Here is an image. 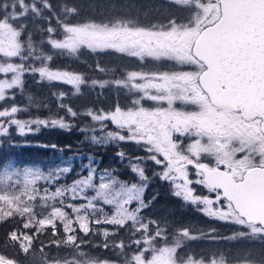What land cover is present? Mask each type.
Returning <instances> with one entry per match:
<instances>
[{"label": "snow or ice", "instance_id": "6c2138e0", "mask_svg": "<svg viewBox=\"0 0 264 264\" xmlns=\"http://www.w3.org/2000/svg\"><path fill=\"white\" fill-rule=\"evenodd\" d=\"M149 11L158 15L157 22L141 24L134 16L73 22L81 7L67 0L58 10L52 0H0V102L14 100V90H23L25 74L72 85L74 94L82 86L126 91L128 105L117 102L107 111L90 108L83 113L102 133L93 135L92 142H134L147 153L135 159L158 166L154 175L170 184L175 197L208 217L238 226L223 239L264 247V0H161ZM29 19L48 22L41 29L46 40L34 42ZM45 44L51 53L44 51ZM85 50L113 52L154 67L110 80H89L50 67L54 55L78 59ZM96 70L109 71L99 63ZM60 106L70 116L78 115L72 107ZM20 111L15 104L0 106V135L8 134L11 125L21 134L32 124L71 127L64 118L20 120ZM117 155L125 158L124 152ZM70 171L61 167L45 173L12 163L0 168V223L19 220L7 233L4 248L11 246L26 258L39 251V264H115L83 250L89 241L79 233L102 234L104 243L96 247L118 250L123 264H264V255L257 259L248 250L232 260L224 252H185L187 241L219 239L215 229L196 236L185 227L170 235L167 224L145 219L143 210L152 201L145 202L148 177L139 163L132 171L140 183L123 182L107 169L97 177L96 168L89 165L87 175L71 185L54 191L38 186L41 180L53 183ZM105 205L112 207L110 214ZM58 225L63 235L49 245L71 249L69 255L51 256L43 242L37 250L39 236L49 231L58 236ZM99 225L114 227H94ZM124 229L130 234L127 244L110 240ZM133 246L129 255L126 249ZM0 264L22 262L0 254Z\"/></svg>", "mask_w": 264, "mask_h": 264}, {"label": "trees", "instance_id": "16d2710c", "mask_svg": "<svg viewBox=\"0 0 264 264\" xmlns=\"http://www.w3.org/2000/svg\"><path fill=\"white\" fill-rule=\"evenodd\" d=\"M94 1L97 0H83L82 4H80V0H67L68 3H74L81 7L80 16L73 22H84L93 18L98 20V17L105 13L107 14L108 8L104 5L105 9H103V13L94 15V11H92L93 7L90 6ZM100 1L102 2L103 0ZM64 2L65 0H52L56 10H58V6L62 5ZM26 23L28 24V30L33 34L35 43L39 44L42 39L46 40V34L41 32V29H46L48 27V22L46 20L37 19L33 21L29 19ZM52 26L56 27L54 18L52 20ZM43 48L45 52H52L47 44L43 45ZM115 54L116 53L113 52L96 54L85 50L78 59L54 55L53 61L50 62V67L54 70L57 66H60L58 69L83 74L89 80L97 78L111 79L117 76V74L121 76L122 72L126 70L124 67L119 69V65H111V62L115 61ZM97 63L109 71L106 73L97 71ZM36 65L39 66V62H36ZM109 73H112L113 77H109ZM39 79L40 77L38 74H25L23 77V90H14V100L0 102V106L9 107L15 104L18 108L21 106L37 108L39 116L44 115L50 117L53 115L52 117L64 118L71 127L69 129L51 127L49 129L44 128L43 125H38L39 129L33 130L36 125L32 124L29 126L31 130L26 128L25 132L21 134L15 125H11L9 126L8 134L1 135L0 138V160L5 159L8 162L11 160V163H14L16 166L27 163L29 165H37L42 171L47 173L48 171L56 170L60 165L61 158H66L68 154L70 155L73 153L80 155L82 161L90 160L91 166H94L97 171H104L105 169L110 170L119 180L129 183L131 177H129L128 166H126L123 159L117 155L119 152L114 150L119 146H124V144L119 142L114 146L90 142L88 138L92 135L99 136V131H92L93 126L90 125V119L85 121V115L82 113L87 109H92L93 106L100 108L105 105L107 109L111 100L114 103L119 102L121 104L120 97L108 98V95H110L109 93L112 92L111 87L101 90L99 88L93 89L90 86H82L81 92L79 94H74L75 90L73 91L69 86L62 87L59 82L53 81L50 83L47 82V80H43L46 83H39ZM61 91L69 95L67 100L59 98V92ZM61 104L72 107L78 115L76 117L70 116L66 108L60 106ZM25 115L26 113L23 112L19 117L24 118ZM32 120L35 119H29L27 121ZM82 129L87 130L82 131ZM51 145H56V148H52ZM133 146L134 144H132V147ZM136 147L137 146L133 148L136 150ZM67 164L70 165L71 171L60 176L55 182H69L73 179L72 174L78 168V161L72 160ZM155 169H157L155 173L160 171L158 166H156ZM151 177L154 178L150 180L144 192L145 202L152 201L149 207L143 210L142 215L145 219H155L160 221L162 225L167 224L170 235L177 229L187 227L190 232L196 236H200L202 233L207 234L211 229H215L214 235L219 237V239L212 240L204 236L200 239L187 241L184 249L185 252L197 256H207L212 253L224 252L230 260L236 258L245 250L250 251L252 256L257 259L264 255V247L259 243L223 239L224 237L231 236L237 231L238 226L231 223H218L215 225V220L213 218L206 216L195 206L186 204L180 198L175 197L172 194V189L168 182L162 181L154 174ZM153 197H155V199H153ZM18 225L19 220H10L6 223H0V254L5 255L9 259L20 260L22 264H39V251H37L35 257L30 256L26 258L22 253L18 254L11 246L8 248L3 247V242L6 239L7 233ZM58 227L59 234L56 237H53L50 231L39 236L35 245L37 250L40 248V242H43L44 245H48L45 247L44 251L49 255H58L60 257L69 255L72 251L71 249H57L49 245L50 240L58 239L63 235V227L60 225H58ZM113 227L114 226H111L110 230ZM79 236L89 241L88 244L83 246L85 252H88L92 256H98L101 259L114 261L115 264H123V257L117 255L118 250L104 249L102 246L96 247V245H102L104 243L102 234L85 236L83 233H79ZM121 239L124 240L126 244L129 242L130 234L126 229L120 230L116 236L110 237V240L115 241ZM134 247L135 246H133V249H126V252L130 255ZM235 253H237L236 256Z\"/></svg>", "mask_w": 264, "mask_h": 264}, {"label": "rangeland", "instance_id": "374dc122", "mask_svg": "<svg viewBox=\"0 0 264 264\" xmlns=\"http://www.w3.org/2000/svg\"><path fill=\"white\" fill-rule=\"evenodd\" d=\"M82 2H83V0H80V4H82ZM101 1L100 0H97V1H94V3H91V7H93V10L92 11H94V15L95 14H98V13H103V9H105L104 8V5H106V3H105V1L103 0L101 3H100ZM100 14V15H101ZM106 15V13L105 14H103L102 16H100V17H98V20L97 19H95V20H97V21H99V20H101V19H105V16ZM94 19V18H93ZM60 66H57V68L56 69H58ZM55 70V69H54ZM60 70H63V69H60ZM109 76H111V77H113V75L112 74H109ZM98 79V78H97ZM99 79H104V78H99ZM40 80V79H39ZM46 83L45 81H43V80H40V82L39 83ZM47 82H53V81H48L47 80ZM55 82H59L60 84H61V86L62 87H64V86H69V87H71V89L74 91V88H73V86L72 85H68V84H65V83H63V82H60V81H55ZM106 89V88H105ZM59 93H63L62 91L61 92H59ZM65 94V93H64ZM59 98H61L60 96H59ZM69 98V95H67V94H65L63 97H62V99H65V100H67ZM10 107V106H9ZM37 107V106H36ZM20 109H22V111H20V112H18L17 114H16V118H18V119H24V121H27V120H29V119H35V120H52V119H57L56 117H52L53 115H51L50 117H46V116H44V115H41V116H39V114H38V111H37V108H32V107H28L27 108V106H21V107H19ZM39 108V107H38ZM113 107H112V105L110 104L108 107H107V109L105 108V105H103V107H100V108H96L95 106H93V108L92 109H94V110H99V109H104V110H110V109H112ZM23 112H25L26 113V115H25V117L24 118H21V117H19V115L20 114H22ZM82 113H84V111L82 112ZM29 115V116H28ZM28 116V117H27ZM52 117V118H51ZM47 118V119H46ZM87 119H90V125L91 126H93L92 127V129L93 128H95L96 130H98L99 131V125L96 123V122H94V121H92V119H91V117H89V116H87V115H85V121H87ZM68 123V122H67ZM108 127H109V129H113V125H111V124H109L108 125ZM44 128H51V127H47V126H44ZM37 129H39V126L38 125H36L34 128H33V130H37ZM99 135H102V133L99 131ZM93 136V135H92ZM92 136H90L89 138H88V140L90 141V142H92V140H91V137ZM0 138H1V135H0ZM121 143H123L124 144V146H119V147H117V149H114L115 151L117 150L118 152H124L125 153V158L123 159V161H124V163L126 164V166H128V170H129V177H131V181L129 182V184H131V183H140V179H139V177L137 176V174L136 173H134L133 171H132V165L133 164H136V163H139L140 164V166L141 167H143L144 169H145V174H146V172H147V170L148 169H152L153 170V168H149L148 167V165L147 164H145L144 163V161H137L135 158L136 157H145V155H143L142 154V152L140 151V148H139V146L138 145H136L134 142H121ZM115 144L116 143H109V144H106V145H114L115 146ZM132 144H134V145H136L137 147H136V150L132 147ZM103 145H105V144H103ZM81 156L80 155H77V154H73V153H71L70 155L68 154V156L66 157V158H61V160H60V165L57 167V168H61V167H70V165L69 164H67V163H69V161H72V160H76V161H78V168H77V170H75L74 171V173L72 174V177H73V179H71L69 182H61V183H58V182H53V183H46L45 181H43V180H41V181H39L38 182V186H40L41 188H44V187H46V188H48L49 190H51V191H54L55 190V188L56 187H60V186H63V185H71L72 183H73V181H75V180H77V179H79V178H81V177H83V176H86L87 175V173H88V166L89 165H91L90 164V160H87V161H82L81 159L82 158H80ZM69 158V159H68ZM7 163H11V160L8 162V161H6L5 159H2V160H0V168H2L3 166H5ZM13 166L14 167H16V168H20V169H22V168H24V167H32V168H40L39 166H37V165H29L28 163L27 164H24V165H19V166H16L14 163H13ZM92 167H94V166H92ZM56 168V169H57ZM95 168V167H94ZM109 172H111L110 170H108ZM103 171H97V177L99 176V174L100 173H102ZM46 173V172H45ZM112 173V172H111ZM114 175V174H113ZM154 177H152L151 179H148V181H147V185H148V183L150 182V180H152ZM121 181H123V180H121ZM123 182H126V181H123ZM128 183V182H127ZM89 194H92L91 193V191H90V193ZM72 203H80L81 201H71ZM135 205H133V207H134ZM104 208H105V211L106 212H108L109 214L113 211V209H112V207L111 206H108V205H105L104 206ZM70 211V210H69ZM96 229H104V228H108V229H110V227L111 226H109V225H99V226H94ZM261 245V244H260ZM236 254L237 253H235V256H236ZM242 254V253H241ZM231 258H232V256H231Z\"/></svg>", "mask_w": 264, "mask_h": 264}, {"label": "flooded vegetation", "instance_id": "af4514ba", "mask_svg": "<svg viewBox=\"0 0 264 264\" xmlns=\"http://www.w3.org/2000/svg\"><path fill=\"white\" fill-rule=\"evenodd\" d=\"M104 1L106 3V7L108 8V12L105 15V18L112 17V16H134V17H138L140 23L145 24V25L148 23H155L157 22L159 18L155 12L149 11V9L153 5H159L161 3V0H104ZM145 13H147V15H145ZM115 55H116L114 59L115 61H112L111 65L112 66L119 65L120 66L119 69L121 67H124L126 70L122 72L121 76L117 74V76H115L114 78H122L126 71L141 70V68H143V70H148L149 68L154 67V65L151 63L142 66L139 63V61L136 60L135 58L122 56L117 53ZM116 60H119V61H116ZM109 74H112V73H109ZM114 78H111V79H114ZM111 91L112 92L115 91V92L109 93L110 95H108V98L120 97L121 106H125L129 104L130 96L126 93V91L118 90L115 87H111ZM116 103L117 102L114 103L111 100L109 105L111 104L112 107H114ZM135 146L136 145H134L133 147ZM139 148L142 154L146 156L147 153L143 150V148L140 146ZM144 163L147 164L149 168L154 167L153 170L148 169L146 172V176L148 177V179H151L152 178L151 176L155 173V171H157V169H155L156 165L150 160H146L144 161ZM214 220H215L214 221L215 225L218 223H222V224L228 223V222L220 221L216 219Z\"/></svg>", "mask_w": 264, "mask_h": 264}]
</instances>
